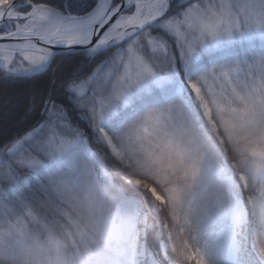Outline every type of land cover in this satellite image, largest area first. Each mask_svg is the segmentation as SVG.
Returning a JSON list of instances; mask_svg holds the SVG:
<instances>
[{
    "label": "snow or ice",
    "instance_id": "obj_1",
    "mask_svg": "<svg viewBox=\"0 0 264 264\" xmlns=\"http://www.w3.org/2000/svg\"><path fill=\"white\" fill-rule=\"evenodd\" d=\"M258 75L264 87V0H0L2 195L35 189L106 123L174 114L178 97L210 116V98ZM232 229L228 264H264V235Z\"/></svg>",
    "mask_w": 264,
    "mask_h": 264
},
{
    "label": "rangeland",
    "instance_id": "obj_2",
    "mask_svg": "<svg viewBox=\"0 0 264 264\" xmlns=\"http://www.w3.org/2000/svg\"><path fill=\"white\" fill-rule=\"evenodd\" d=\"M259 81V75L249 77L251 92L229 87L223 100L210 98L211 115H201L237 160L232 166L218 159L195 122V108L183 97L177 98L174 114L164 105L150 107L127 122L106 123L107 131L95 141L129 167L122 181L139 182L142 190L154 187L162 197L157 200L174 212L187 200L196 201L192 218L205 241L195 255L208 264L233 259L234 223L237 243H247L246 235H264V87ZM70 148L75 146L57 149L53 159ZM102 150L86 142L64 164L53 165L46 180L61 207L51 224L17 194L1 195L0 184V264H160L146 248L151 214L146 205L123 192L115 197L100 182L103 177L108 187L116 185ZM238 163L241 167H234ZM7 178L10 173L0 169V179ZM171 251L166 240L162 255L170 264H182Z\"/></svg>",
    "mask_w": 264,
    "mask_h": 264
},
{
    "label": "trees",
    "instance_id": "obj_3",
    "mask_svg": "<svg viewBox=\"0 0 264 264\" xmlns=\"http://www.w3.org/2000/svg\"><path fill=\"white\" fill-rule=\"evenodd\" d=\"M194 110V108H193ZM195 122L200 127L205 139L209 142L213 150L217 153L218 159L226 165L232 166L237 160L229 153L225 147L215 139V136L210 131L206 121L195 109ZM14 129H9L12 131ZM102 143L90 142L91 147L96 150H102L100 146ZM96 145V147H94ZM108 156L107 166L114 177L116 185L121 190H117V186L108 187L107 182L102 177L100 182L107 185L111 195L120 197L124 195H130L133 201L136 203L142 202L146 205V208L150 211V219L148 220V226L146 228L145 243L148 253L152 257H156L160 264H170L162 255V244L168 240L171 244L172 251L171 256L182 264H194L191 257L196 252V248H200L205 241V235L202 231L198 232V226H196L194 219L192 218L194 203L185 202V207L179 209V212H174L172 206L169 204L163 205L153 194L148 190H142V188L126 183L121 179L123 176L128 175L129 167L125 166L118 160L110 157V153L106 150H102ZM241 167V164H235L234 167ZM215 176V175H214ZM218 176V175H217ZM218 178V177H217ZM49 184L46 179L37 183L35 189H30L27 192L17 194L15 197L24 200L26 204H30L36 213L44 216L46 223L51 224L55 217L58 216L60 210L59 199H56V195L52 193ZM123 192V193H122ZM163 196L167 197L164 191H161ZM2 195V194H1ZM0 195V196H1ZM189 199V198H188ZM23 201V202H24ZM191 208L188 209V206ZM185 213V214H184Z\"/></svg>",
    "mask_w": 264,
    "mask_h": 264
}]
</instances>
